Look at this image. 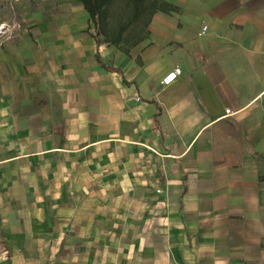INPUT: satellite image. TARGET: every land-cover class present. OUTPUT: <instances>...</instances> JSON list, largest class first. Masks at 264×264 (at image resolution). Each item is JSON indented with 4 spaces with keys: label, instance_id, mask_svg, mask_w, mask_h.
<instances>
[{
    "label": "crops",
    "instance_id": "obj_1",
    "mask_svg": "<svg viewBox=\"0 0 264 264\" xmlns=\"http://www.w3.org/2000/svg\"><path fill=\"white\" fill-rule=\"evenodd\" d=\"M164 1L127 53L0 20V264H264V0Z\"/></svg>",
    "mask_w": 264,
    "mask_h": 264
},
{
    "label": "trees",
    "instance_id": "obj_2",
    "mask_svg": "<svg viewBox=\"0 0 264 264\" xmlns=\"http://www.w3.org/2000/svg\"><path fill=\"white\" fill-rule=\"evenodd\" d=\"M94 26L97 45L130 48L145 35L156 12L175 10L164 0H78ZM140 27V28H139ZM127 53V51H126Z\"/></svg>",
    "mask_w": 264,
    "mask_h": 264
},
{
    "label": "rangeland",
    "instance_id": "obj_3",
    "mask_svg": "<svg viewBox=\"0 0 264 264\" xmlns=\"http://www.w3.org/2000/svg\"><path fill=\"white\" fill-rule=\"evenodd\" d=\"M43 0H0V20H4L9 26H14L20 19L18 15L25 13L31 7H36ZM140 28V27H139ZM1 29V27H0ZM2 30H0V35ZM108 161L105 159H100L99 157L92 158L91 167L92 168H102L103 172L108 173L110 167L115 165L119 166L118 160L115 159L113 152H107ZM124 161V160H123ZM125 164V162H124ZM123 165V163H121ZM113 180V177L108 175V180Z\"/></svg>",
    "mask_w": 264,
    "mask_h": 264
},
{
    "label": "built area",
    "instance_id": "obj_4",
    "mask_svg": "<svg viewBox=\"0 0 264 264\" xmlns=\"http://www.w3.org/2000/svg\"><path fill=\"white\" fill-rule=\"evenodd\" d=\"M206 31V27L202 28L201 34H204ZM181 71L178 67L174 68L171 72H169L162 80H161V85L163 86H168L172 84L178 76H180ZM227 114H229V111H227Z\"/></svg>",
    "mask_w": 264,
    "mask_h": 264
}]
</instances>
